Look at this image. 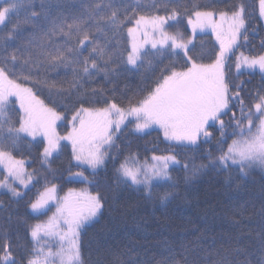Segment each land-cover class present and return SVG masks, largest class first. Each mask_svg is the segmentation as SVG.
<instances>
[{"label":"snow or ice","instance_id":"obj_1","mask_svg":"<svg viewBox=\"0 0 264 264\" xmlns=\"http://www.w3.org/2000/svg\"><path fill=\"white\" fill-rule=\"evenodd\" d=\"M34 2L28 0L30 5ZM45 2L40 0V11L33 10L23 21L13 23V14H18L23 0H0V164L8 173L4 179H0V188H6L18 200L24 193L15 183L28 188L33 182V174L26 172L24 161L16 159L9 150L15 149L28 138H31L30 142H35L37 137L42 138L39 142L44 145L42 157L45 163L61 149L62 140L70 142L73 159L78 165H87L93 174L106 165L109 149L114 145V134L122 131V125L127 126L126 122L134 123L138 133L145 132L153 125L158 126L167 141L198 147L202 137L204 143L210 142V122L218 121L222 137L220 143L224 144L226 125L222 117L231 111L230 101L233 100L240 105V116L233 113L229 126L239 129L233 135L240 139H234L226 150L221 148L219 157L210 161V164H202L199 168L193 166L192 176L186 179L193 178L208 167L226 170L235 166L242 177L248 174L247 169L254 166L264 169V94L257 92L256 102L246 108L241 96L243 85H231L225 71L228 54L237 46L242 35L247 40L243 4L231 12L200 10L198 4L193 5L191 11H185L193 36L197 30L211 29L219 42L215 60L204 64L189 55L191 39H185L180 32L168 31V28L180 23L179 8L169 7L178 0H156L151 5V8L156 9V14L152 15L138 14L142 7L139 3L124 8L121 15L119 9L111 8V0L109 3L97 0L94 7L86 9V19L82 15L76 18L74 24L66 26L49 21ZM158 5L163 7L165 15L159 14ZM259 16L264 18V0H259ZM41 21L52 25L46 35L59 33L68 40L75 37L76 46L55 45L48 51L34 54L36 34L33 32L25 37L23 25L41 29ZM86 21H92L87 29L83 27ZM170 21L174 23L170 24ZM93 28L99 35H93ZM101 37L103 43L100 42ZM85 52L88 54L85 55ZM180 52L184 56L183 65L177 68L173 62L162 68L155 86L148 89L142 99L129 103L127 107L106 98L103 99L102 107L85 106V103L91 102L78 99L79 107L75 108L69 121L71 130L65 136L56 131L57 122L65 117L34 91L35 87L43 85L61 94H71L73 90L79 92L81 80L102 74L110 82L111 77L122 72H137L145 64L154 71V58L177 56ZM235 67L238 73L242 68L257 67L264 73V55L248 57L241 54L237 57ZM59 68H71L73 79L68 89H57L55 80L39 79L42 70L47 73ZM100 91L103 92V89ZM92 93L95 96L97 90L93 89ZM99 102L97 99L96 103ZM17 103V119L13 123L8 116L9 106ZM5 125H8L7 135L4 134ZM129 159L134 158H126L116 169L117 180L138 189L143 186L148 197L153 194V181H171L170 165L180 163L174 154L154 155L151 165H130ZM183 167L189 170L188 164ZM70 177L88 181L83 171L71 173ZM227 182L231 183L230 177ZM172 187H175L174 183ZM56 193L57 186L52 184L35 201L30 202L29 208L34 214L46 215L52 203L55 204V211L47 220L28 228L31 247L21 253L19 258L13 252L11 242L5 238V243L0 245V264H84L81 231L100 215L104 206L103 198L99 194H91L87 189L78 193L70 189L62 198ZM177 194L165 191L159 196L160 202L166 203ZM257 214L260 255L255 264H264V203ZM51 240L56 241L55 251L49 244ZM244 264H252V261L245 260Z\"/></svg>","mask_w":264,"mask_h":264},{"label":"trees","instance_id":"obj_2","mask_svg":"<svg viewBox=\"0 0 264 264\" xmlns=\"http://www.w3.org/2000/svg\"><path fill=\"white\" fill-rule=\"evenodd\" d=\"M96 2L97 0H46L45 8L49 21L66 26L74 24L76 18L82 15L86 19V9L94 7ZM109 2L110 0H104V3ZM155 2L156 0H111V8L119 9L122 15L124 8L139 3L142 7L138 14L152 15L156 14V9L151 8ZM196 4L201 6L200 10H215L217 13L231 12L243 4L247 40L241 36L232 61H235L234 56L236 58L239 53L252 57L264 55V21L259 16V0H178L169 7L179 8L180 23L174 24L168 31L180 32L185 39L192 40L189 55L198 63H212L219 52V43L211 29L197 30L193 36L185 11H191ZM39 5L40 0H35L31 5L28 0H23L18 14H13V23L23 21L33 10L40 11ZM159 7V14L165 15L163 7ZM91 24L92 21H86L83 27L87 29ZM41 25V29L23 25L25 37L33 32L36 34L34 54L48 51L55 45L76 46L75 37L68 40L59 33L48 36L46 34L52 25L44 21H41ZM92 32L93 35H99L94 28ZM124 34L126 38V28ZM100 42H104L103 37ZM173 62L180 68L184 63L183 52L177 56L154 58V71L149 70L145 64L137 72H122L111 77L110 82L102 74L81 80L82 88L79 92L73 90L71 94H61L57 90L50 91L43 85L35 87L34 91L46 104L55 107L70 120L75 108L79 107L77 101L80 98L91 102L85 103V106L102 107L105 98L124 107L135 103L147 94L148 89L155 86L161 69ZM228 72L227 79L231 85H243L241 96L246 108L256 102L257 92L264 94V73L245 70L238 73L233 69ZM39 79L55 80L57 89H68L73 73L71 68L49 70L47 73L42 70ZM93 89L97 90L95 96ZM97 99L100 100L99 103H96ZM233 104L236 106L232 107ZM18 107V103L9 106L8 116L13 123L17 119ZM230 108L231 111L225 115L224 144L220 143L222 137L217 122L211 124L209 129L212 132L210 142L204 143L202 137L198 147L178 146L166 141L159 129L135 133L129 126L122 127V131L114 134V145L109 149L105 167L90 174L91 179L87 182L70 177L80 167L73 162L72 148L68 143H62L61 149L45 163L42 157L44 145L39 142L42 138H37L35 142H30L31 138L21 141L15 149L9 150L16 159L24 161L26 172L33 174V182L27 189L20 188L24 195L18 200L9 191L0 190V202L3 204L0 209V245L5 243L6 238L11 242L17 258L31 247L28 228L47 220L55 211V205L51 206L46 215H41L32 213L29 204L46 187L55 184L56 195L61 198L70 189L80 192L87 189L91 194H99L103 198L104 206L100 215L81 231L84 264H244L245 260H251L255 264L260 255L256 224L259 220L257 213L264 203V169L254 166L247 169L248 174L242 177L235 166L226 170L208 167L193 178L186 179L192 176L193 166L199 168L202 164L208 165L210 161H215L221 154V148L226 150L237 137L233 133L239 132V129L229 124L233 113L240 116V105L233 101ZM246 125L245 121V127ZM7 127L8 125L4 126L5 135ZM169 152H174L180 163L170 169L171 181H160L153 186L151 197L140 187L138 189L118 182L116 169L126 158L137 155L149 158ZM184 164L189 165V170L184 169ZM5 177L6 173L0 168V179ZM229 177L231 183L227 182ZM173 183L175 187H172ZM165 191L178 194L162 204L159 196Z\"/></svg>","mask_w":264,"mask_h":264},{"label":"rangeland","instance_id":"obj_3","mask_svg":"<svg viewBox=\"0 0 264 264\" xmlns=\"http://www.w3.org/2000/svg\"><path fill=\"white\" fill-rule=\"evenodd\" d=\"M218 18V17H217ZM263 21H264V18H263ZM246 25V24H245ZM206 30V29H205ZM244 30H242V32H243ZM217 41V40H216ZM240 41V40H239ZM239 41H238V43H239ZM219 43V42H218ZM238 43H237V45H238ZM237 46H235L234 48H233V50H232V52L231 53H229L228 54V59L226 60V69H225V71H226V77H227V75H228V71L230 70V69H233V71L234 72H237V70H236V67H235V65H236V62H237V57H240L241 56V54H243V53H239L238 55H236V58H235V56H234V59H235V61H232V57H233V54L235 53V48H236ZM244 56H248V55H246V54H243ZM248 57H252V56H248ZM241 70H245V71H259V72H261L260 70H259V68L257 67V68H255V69H247V68H242ZM14 99V98H13ZM234 101V100H233ZM233 101H230V106H231V102H233ZM222 119L225 121V119H226V116L224 115L223 117H222ZM71 120V119H70ZM70 120H67L66 119V117H65V119H63V120H61V121H58L57 122V129H56V131H57V133L59 134V135H61V136H65V135H67V133L71 130V124L69 123V121ZM214 122H210V124H213ZM217 124L219 125V122L217 121ZM126 125L127 126H129L130 127V129L131 130H133L135 133H136V131H135V127H134V123H132V124H128L127 122H126ZM220 126V125H219ZM247 126V125H246ZM122 127H125V126H123L122 125ZM157 129H159L160 131H161V133H162V136H163V138H164V135H163V131L158 127V126H155V125H153L150 129H148V130H146L145 132H143V133H146L147 131H150V130H157ZM37 138H41V137H37ZM165 139V138H164ZM235 139H240V137L239 136H237ZM166 140V139H165ZM167 141V140H166ZM170 142V141H169ZM62 143H68L70 146H71V144H70V142H68V141H61V146H62ZM171 143H174V142H171ZM174 144H176V143H174ZM176 145H178V144H176ZM179 146V145H178ZM72 148V147H71ZM57 153V152H56ZM56 153H53V154H56ZM175 155L176 156V154L174 153V152H169V154H158V155H155V156H166V155ZM152 157L153 156H151V157H149V158H141V157H139L138 155L137 156H133V158L134 159H129V164L131 165V164H145V163H147L148 165H151V164H153L154 163V161L152 160ZM130 158V157H129ZM176 158H177V156H176ZM73 162L75 163V164H77V162L73 159ZM79 167H80V170H76V171H74L73 173H76V172H80V171H83L84 172V175L85 176H87L88 177V181H90V179H91V175L90 174H93V171H92V169H90V168H88L87 167V165H78ZM174 166H178V165H170V168H169V172H171L170 171V169L172 168V167H174ZM105 167V166H104ZM103 167V168H104ZM0 168L6 173V176L8 175V173H7V170L4 168V166L2 165V164H0ZM103 168H101V169H103ZM98 170H100V169H98ZM97 170V171H98ZM76 179H80L79 177H75ZM80 180H82V179H80ZM83 181V180H82ZM85 182V181H84ZM160 181H153V186L155 185V184H157V183H159ZM15 186H17L18 187V189L20 190V188H24L23 186H21V185H19L18 184V182H16L15 183ZM29 186H31V184H29ZM28 186V187H29ZM140 188H142L143 190H144V188H143V186H140ZM27 189V188H26ZM0 190H7L6 188H0ZM8 191V190H7ZM75 192H80V191H75ZM67 195V194H66ZM55 204L54 203H52V205L51 206H54ZM52 215V214H51ZM97 219V217L94 219V220H96ZM93 220V221H94ZM92 222V221H91ZM91 222H89V223H91ZM88 223V224H89ZM49 243L51 244V245H53V251H55L56 250V241L55 240H51V241H49Z\"/></svg>","mask_w":264,"mask_h":264}]
</instances>
